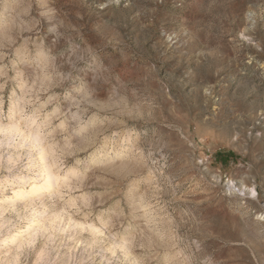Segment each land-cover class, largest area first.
<instances>
[{
	"label": "rangeland",
	"instance_id": "rangeland-1",
	"mask_svg": "<svg viewBox=\"0 0 264 264\" xmlns=\"http://www.w3.org/2000/svg\"><path fill=\"white\" fill-rule=\"evenodd\" d=\"M8 122L59 165L20 264H264V0H0Z\"/></svg>",
	"mask_w": 264,
	"mask_h": 264
},
{
	"label": "bare ground",
	"instance_id": "bare-ground-1",
	"mask_svg": "<svg viewBox=\"0 0 264 264\" xmlns=\"http://www.w3.org/2000/svg\"><path fill=\"white\" fill-rule=\"evenodd\" d=\"M11 114L14 115V110ZM27 122L32 125L35 120L30 118ZM18 126L10 122L0 123V150L2 155L3 150H9L17 142L13 149H24V157L28 160L23 167V173H14L13 176H9L11 180L4 177L0 181V192L3 190V185L8 184L10 186L9 193L2 192L0 195V233L5 232L0 237V250L1 253H4L0 256V264H20L24 250L33 245L38 235L41 236L45 231H55L61 227L58 224L59 215L42 218L44 212L41 209L44 206L42 203L36 202L42 196L51 193L58 183L59 171L56 168L58 169L59 165L57 166L55 162L54 151L43 146L38 132L39 127L26 128V133L22 134ZM16 153L19 154V152ZM16 153L14 155L10 152L9 155L5 154L8 157L3 160L7 168L9 164L14 166L19 161V155L21 154L16 155ZM1 158L2 156L0 160H2ZM11 218L15 219V223L23 222V220L26 222L20 226L18 225V231L13 235H9V232L16 224L11 222ZM96 233L98 232L96 231ZM52 235L53 233L49 232L46 237L50 238ZM45 254L42 250L34 249L32 264H44ZM69 258L70 256L62 264H67Z\"/></svg>",
	"mask_w": 264,
	"mask_h": 264
}]
</instances>
